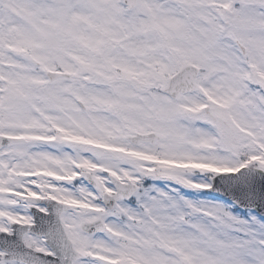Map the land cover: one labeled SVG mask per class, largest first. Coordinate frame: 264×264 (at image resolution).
<instances>
[{"label": "snow or ice", "instance_id": "6c2138e0", "mask_svg": "<svg viewBox=\"0 0 264 264\" xmlns=\"http://www.w3.org/2000/svg\"><path fill=\"white\" fill-rule=\"evenodd\" d=\"M0 264H264V0H0Z\"/></svg>", "mask_w": 264, "mask_h": 264}]
</instances>
